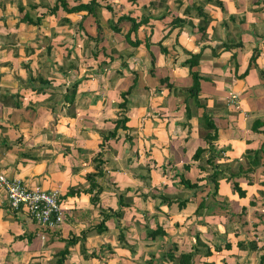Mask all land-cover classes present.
I'll return each instance as SVG.
<instances>
[{
  "label": "crops",
  "instance_id": "obj_1",
  "mask_svg": "<svg viewBox=\"0 0 264 264\" xmlns=\"http://www.w3.org/2000/svg\"><path fill=\"white\" fill-rule=\"evenodd\" d=\"M94 2L98 27L83 10L52 9L59 0H0V173L28 188L57 190L63 215L56 227L40 225L23 208L10 209L0 189V264H55L68 243L63 264H175L179 252L197 245L191 239L203 240L204 250L216 230L231 239L221 243L225 253L197 254L192 264H258L264 0ZM118 16L125 18L114 31ZM126 18L141 22L128 40ZM190 54L198 55L190 69L198 74L195 100ZM202 113L217 129L212 148L197 124ZM196 147H210L215 164L239 171L218 180L213 199L205 180L209 151L194 160ZM259 148L258 164L247 169L246 150ZM180 178L199 188H185ZM106 214L105 229L94 233ZM155 228L161 233L148 237ZM189 228L194 236L184 238L192 245L180 248V229Z\"/></svg>",
  "mask_w": 264,
  "mask_h": 264
},
{
  "label": "trees",
  "instance_id": "obj_2",
  "mask_svg": "<svg viewBox=\"0 0 264 264\" xmlns=\"http://www.w3.org/2000/svg\"><path fill=\"white\" fill-rule=\"evenodd\" d=\"M131 1H134V0H131ZM58 5L61 6L62 9H65L66 12H74V11H79V10L85 11L87 14L91 15L94 18V22L96 24V27H98L97 26L98 22L96 21L95 11H94L97 4L94 2V0H89L86 3H78L77 5H73V6H67L65 0H59V4L55 3L52 6V9H55L54 7H58ZM192 9H193L194 13H197V14L200 13L199 12L200 8L197 5H194V6L192 5ZM188 10H189V8L187 10H185V12H188ZM124 18L125 17H123V16H118L117 17V19L115 21V24L112 26V29L114 31H119V27L116 26V23H118L121 20H124ZM126 19H128L130 21V27L128 28V30L125 33V35L127 34L125 39L128 40L131 37L130 36L131 33L135 32L136 28L138 27V25L141 22L140 21H135V20H133L131 18H126ZM130 43H132L131 44L132 46H136L138 44V40L135 38L132 41H130ZM197 57H198L197 54H190L189 58L185 60L187 62V64H188V69H189L188 72H189L191 80H192V85H191L192 88L188 89L189 94H191V96L197 92L195 87H196L197 81H198V74H197L196 71H191L190 70L191 67L196 65ZM261 75L262 74L259 72V76H261ZM128 91L129 90L125 91L123 93V95H125L126 93L128 94ZM186 113L188 114V109H186ZM117 124H119V127H122V125H123L122 124V120L120 122H117ZM197 124L199 126H201L206 131L204 133L202 139H203V141L206 144H208L211 147L212 146L211 141H213L217 137V134H216L217 129H216V126H215L212 118L209 115H207V113H202L200 115V117L197 119ZM263 124H264V120L263 121H258L256 126L263 125ZM115 129H116V127L113 128V131ZM210 147H208V148L207 147L206 148L205 147H196L194 152H193V154H192V158L194 160H196V159L201 160L202 153L205 152L206 150L209 151V153H207L205 158H204L205 163L210 168V171L206 175L205 180L212 184V188H211V193L210 194H211L212 199H213V195L216 194L218 180L220 178H224L225 177V173L227 174V176L225 178H230V177L235 176L236 174H238L239 171H237L236 173H231V172H229V170L225 166H220L218 164H215L213 162L214 156H213L212 151H211L212 147L211 148ZM261 152H262V148H259L257 150H252V151L251 150H246V154H245L244 157L247 158V163H248L247 169L251 170L253 167L256 166V164H258V162H259L258 159H259V155H260ZM180 183L183 184V186L185 188H189V189L191 188L192 190H195V189L199 188V185L196 182L191 183L188 180L183 179V178H180ZM232 189L233 190H237V192L239 194L243 193V192H240V189L237 186V183L234 182V181H232ZM185 201H186V198H184L183 200H179L178 206L180 207L182 204L185 203ZM203 205H204V203H201V202L197 204V207L195 209V214H197V215L201 214ZM114 212H116V214ZM112 213H113L112 216H117L118 215V211H113ZM108 217L109 216L107 214L103 215L101 217V219L95 225H93V227L91 229H93L94 233L98 234L102 230L105 229V226H103V221H105ZM159 233H161L160 230L158 228H155V229L147 231V236L150 237V238H154ZM81 237L84 238L85 237L84 234H82ZM70 238L73 239V236H71ZM70 244H72V243H68V245L66 247H64L63 249H61V250L56 252L55 264H63V260L65 259V255L68 252L67 247L70 246ZM223 246L226 247L227 244H224ZM82 247H83V245L81 244V252L86 257H90V256L93 255V253H91V252L88 254L86 252V250L82 249ZM175 248L176 247L173 244L171 246L170 250L168 249V251L166 253H170L171 251H174ZM213 248L219 249L218 246H214ZM211 252H212V249H210L209 247L204 248V250H201V248L193 246V248H191V250H189V251H181V252H179L177 257H176L175 264H192V257L194 255L201 254L202 256H208V255L211 254ZM168 258H169V260H172L173 259V255L171 254ZM258 264H264V254L260 255Z\"/></svg>",
  "mask_w": 264,
  "mask_h": 264
},
{
  "label": "built area",
  "instance_id": "obj_3",
  "mask_svg": "<svg viewBox=\"0 0 264 264\" xmlns=\"http://www.w3.org/2000/svg\"><path fill=\"white\" fill-rule=\"evenodd\" d=\"M228 99L233 103L236 95L231 94ZM0 189L4 191L10 209L23 208L36 223L45 227H56L62 222L63 215L57 190L28 188L19 178L7 177L2 173H0Z\"/></svg>",
  "mask_w": 264,
  "mask_h": 264
},
{
  "label": "rangeland",
  "instance_id": "obj_4",
  "mask_svg": "<svg viewBox=\"0 0 264 264\" xmlns=\"http://www.w3.org/2000/svg\"><path fill=\"white\" fill-rule=\"evenodd\" d=\"M198 96H192L190 99H192V100H195L196 98H197ZM220 103H222L223 104V102H224V98L222 99H220V101H219ZM115 214H116V212H114ZM116 217V216H115ZM115 217H113L112 216V220H114V221H116L117 219L115 218ZM184 229H180V233L178 234L179 235V237H180V239H182L183 240V242L182 243H177L178 244V246L180 247V248H185V246H187V247H189L190 245H192V244H190L189 242H187V240H186V238H184V234L185 235H188V236H194L192 233H193V230L194 229H187V230H184V231H186L185 233H183L184 231H183ZM237 230V229H236ZM215 233H213V239L211 240L210 239V242L209 241H206L208 244H207V246L210 248V249H212V251H219V253L221 254V252L224 254L225 253V250L226 249H224L221 245V243H222V241H223V239H227V240H231L230 238H228V236H227V234H225V235H223V232L222 231H219V230H216V231H214ZM187 233V234H186ZM229 235H230V233H228ZM214 239H215V241L216 240H219V241H217V243L214 241ZM192 240V242L194 243V244H197L196 245V247H198V246H200L199 248H202V245H199L200 243H202L203 242V240H201V239H196L195 238V240H194V238L193 239H191ZM190 239H188V241H191ZM168 241V240H167ZM195 241V242H194ZM109 242V241H108ZM220 242V243H219ZM204 244H206V243H204ZM217 245H219V249H215V248H213L214 246H217ZM184 246V247H183ZM179 249V248H178ZM159 250V249H158ZM158 250H156V251H158ZM4 252L5 251H8V249H7V247H5L4 248V250H3ZM151 251H155V250H153V249H151ZM179 251H181V249H179ZM177 253V252H176ZM5 263L6 264H14L13 262L11 263L10 262V260H6L5 261ZM41 264H42V262H40ZM152 263V262H151ZM151 263H149V262H147L146 264H151ZM156 264H165V263H163V262H160V261H158V262H156Z\"/></svg>",
  "mask_w": 264,
  "mask_h": 264
}]
</instances>
